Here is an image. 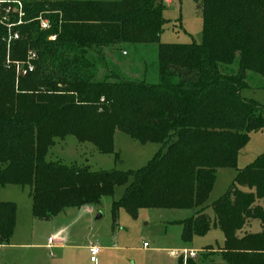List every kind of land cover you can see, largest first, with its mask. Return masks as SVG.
<instances>
[{
  "label": "trees",
  "instance_id": "obj_1",
  "mask_svg": "<svg viewBox=\"0 0 264 264\" xmlns=\"http://www.w3.org/2000/svg\"><path fill=\"white\" fill-rule=\"evenodd\" d=\"M195 1L199 44L160 42L162 0L24 1L30 22L8 49L0 26V187L29 188L32 217L48 221L126 185L111 203L112 229L121 209L132 218L141 209H192V217L176 222L181 240L217 227L224 242L204 247L200 262L177 264H264V151L211 204L214 219L204 212L217 169L235 168L249 134L264 129V103L241 95L251 87L249 73L264 79V0ZM39 14L49 19L48 30L31 21ZM120 44H156V83L94 80V65L81 51ZM29 51L33 70L17 77L7 56L25 62ZM116 131L160 149L135 171L46 160L55 140L68 135L116 155ZM253 220L260 231L246 230ZM15 222L16 204L0 200V245L9 243Z\"/></svg>",
  "mask_w": 264,
  "mask_h": 264
},
{
  "label": "rangeland",
  "instance_id": "obj_2",
  "mask_svg": "<svg viewBox=\"0 0 264 264\" xmlns=\"http://www.w3.org/2000/svg\"><path fill=\"white\" fill-rule=\"evenodd\" d=\"M162 2L164 5L162 16L166 22L162 26L160 42L167 44H199L201 42L202 19L196 1L171 0V4H167L165 0H162ZM81 52L83 57L94 65V80H102L107 75H114L119 76L122 80L128 79L149 83L158 81L156 44H120L82 50ZM232 68L235 70L236 65ZM16 75L19 76L17 73ZM247 81L251 87L242 89L241 95L264 103V89L261 88L264 79L254 73H249ZM159 149L160 144L152 142L143 144L126 133L116 131L114 135V152L116 155L114 153H101L90 143H80L74 136L68 135L63 139L55 140L54 145L47 153L46 160L58 161L68 166H86L91 171H135L147 165ZM263 151L264 129L251 132L248 142L239 151L236 167L217 169L213 188L205 203L206 208L204 210L211 220L214 219L211 204L226 192L238 170L253 162ZM130 182L131 178L129 179ZM125 187L126 185L115 187L112 196L104 197L98 204L91 206L94 213H92L91 224L89 223L91 228L97 225L99 231L110 234L111 203L121 198ZM28 190L27 187L22 189L14 185L6 187L1 192H6L8 197L12 199L9 201L15 203L18 207L21 223L19 222L17 227L19 229H34V242L45 245L48 237L53 239L55 229L51 227L49 221H33L31 216H27L30 213L27 198ZM260 204L264 207V203L260 202ZM194 214L195 211L192 209L156 208L141 209L137 217L132 218L126 211L121 209L117 220V229L120 228L119 232L123 237L117 243V246L121 249L118 252L113 251L111 254L110 251L106 250L105 244L93 241L101 248L100 254L97 255L96 264H177L179 258L186 259L184 251L195 252V257L191 259L198 262L202 261L200 250H203L206 245L214 248L221 247L224 237L219 228L211 227L204 236H195L191 242L184 243L181 240V226L176 222L188 219ZM99 215L101 217H98ZM257 222V220L251 222L253 231ZM78 229H81L78 238H82L83 236L80 233L82 235L86 234L88 225L82 223L81 227L78 226ZM80 243L75 241L73 245ZM143 243H146V245L144 246ZM208 252L210 254V250ZM71 256L75 257L77 263L68 261ZM51 259H57L59 264H93L89 261L88 252L79 248H62L61 250L39 248L31 251L0 248V264H21L26 260L43 263L45 260ZM212 259L216 262L219 261L217 256H213ZM207 263L208 261L203 262V264Z\"/></svg>",
  "mask_w": 264,
  "mask_h": 264
},
{
  "label": "crops",
  "instance_id": "obj_3",
  "mask_svg": "<svg viewBox=\"0 0 264 264\" xmlns=\"http://www.w3.org/2000/svg\"><path fill=\"white\" fill-rule=\"evenodd\" d=\"M8 186L10 187V186H14V185H6L3 187H0V200L1 201L12 200L11 198L8 197L6 192H1V191H3V189H5ZM22 189H24V188H22ZM27 198L29 200L28 205H29V211H30V213L27 216L32 217L31 198L29 196V190H28ZM261 203H264V201H261ZM91 206L92 205H84V206H80V207L66 208L62 212H60L57 216H55L51 220H48L50 225H52L51 227L53 229H55V233L53 235V239L48 237L47 238V244L41 245V244L34 242V240H35L34 229H32V228L30 230H28L27 228L19 229L17 227L21 220L19 217L18 207L16 205V222H15L14 230H13L12 235L10 237L9 243L5 244V245H0V248H3V247L7 248V249L16 248V249H21V250L27 249L30 251L31 250H37L39 248H46L49 250L50 249H54V250L60 249L61 250L62 248H79L83 251L88 252L89 246H91V245L97 246L95 243H102V244L106 245V247H105L106 250L110 251L111 254L113 253V251L118 252L121 248L119 246H117V243H118V241H121L123 239V237L121 236V233L119 232L120 228L117 229V225H116L115 226L116 228L112 229V225H111L110 234L102 233L101 231H99L97 225H95L93 228H91L89 226V223L91 224V219H93L92 215L94 214L93 211L91 210ZM98 217H101V216L99 215ZM31 219H33V221H36V219H34L33 217ZM82 223H84V224L86 223L88 225V231L86 234H83V235L80 233V235L83 237L78 238L79 232H80L79 230H81V229H78V226L81 227ZM246 230L249 232H258L261 230V224H260V222H257L256 227L253 231L251 229V222H250L248 224V226L246 227ZM50 239H51V242L49 241ZM223 240H224V238H223ZM75 241H79L81 243L73 245V243ZM54 242H55V244H53ZM143 245L145 246L146 243H143ZM200 251L202 252V250H200ZM100 252H101V248L99 247V253L98 254H100ZM191 252H193V251H191ZM88 254H89V252H88ZM68 261L76 262L74 256H71V259ZM89 261H90V255H89ZM96 262H97V257H96ZM96 262L95 263L91 262V263L96 264ZM21 264H59V261L57 259H51V260H45L43 263H34V262H31L30 260H26V261L22 262Z\"/></svg>",
  "mask_w": 264,
  "mask_h": 264
},
{
  "label": "built area",
  "instance_id": "obj_4",
  "mask_svg": "<svg viewBox=\"0 0 264 264\" xmlns=\"http://www.w3.org/2000/svg\"><path fill=\"white\" fill-rule=\"evenodd\" d=\"M167 4L171 3V0H165ZM26 11L24 9V3L21 0H0V26H3L6 31L4 40L7 43V49L10 47V44L18 40L20 37L18 28L24 25L30 20L26 19ZM31 21H36L39 24L41 30H48L51 27V23L47 17L42 14H39L36 18ZM56 35H51L48 37V40L54 41ZM35 58V53L29 51L26 61L22 62H13L11 63L8 56L6 63L10 66L13 65L15 72L18 75H26L33 70L32 60ZM51 242V239L49 240ZM88 252L90 255V261L95 263L97 254L99 253V247L91 245L88 247ZM185 257L194 258L196 253L191 251H184ZM188 255V256H186Z\"/></svg>",
  "mask_w": 264,
  "mask_h": 264
}]
</instances>
